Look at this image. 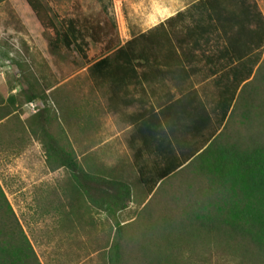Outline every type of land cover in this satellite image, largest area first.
I'll use <instances>...</instances> for the list:
<instances>
[{"label": "trees", "instance_id": "1", "mask_svg": "<svg viewBox=\"0 0 264 264\" xmlns=\"http://www.w3.org/2000/svg\"><path fill=\"white\" fill-rule=\"evenodd\" d=\"M26 1L41 24L54 31L55 46L87 56V43L80 41L81 31L72 21L66 30L58 29L43 0ZM109 49L89 72L96 85H108L111 112L120 111V100L143 103L140 97L125 100L136 93L131 86L147 92L148 85L152 94L166 84L174 88L132 117L129 145L149 197L144 209L148 205L150 223L136 239L128 235L131 223L115 217L109 264H207L200 259L212 256L229 258V264H264V13L257 0H197ZM42 136L53 168H78L76 156L52 134L44 129ZM184 171V187L188 181L204 187L208 183L201 178L208 180L230 202L232 219L217 212L200 223L183 221L169 207L157 218L151 215L153 204L169 200L164 183ZM123 193L130 196L131 189L125 185ZM2 229L0 223V235ZM10 235L0 239V264H42L24 233ZM215 236L223 245L216 255L210 247L208 256L197 251L198 244ZM186 243L190 252L181 261L179 249Z\"/></svg>", "mask_w": 264, "mask_h": 264}, {"label": "rangeland", "instance_id": "2", "mask_svg": "<svg viewBox=\"0 0 264 264\" xmlns=\"http://www.w3.org/2000/svg\"><path fill=\"white\" fill-rule=\"evenodd\" d=\"M181 1L189 7L197 0ZM43 2L58 29L66 30L71 21L80 29L87 56L55 46L54 31L41 24L26 0H0V239L14 230L24 233L42 264H109L115 217L121 224L131 223L128 235L140 238L150 223L148 205L144 209L149 197L137 178L129 145L132 127L122 112L108 109L109 87L96 85L89 67L111 53L110 46L124 44L158 19L151 0ZM257 2L264 13V0ZM44 129L76 156L77 169L53 168V161L48 162ZM185 174L164 183L162 192L169 200L153 204L151 215L157 218L169 207L183 221L200 223L216 218L217 212L232 219L230 202L208 180L201 178L208 183L204 187L193 188L189 181L184 187ZM121 181L131 189L130 196L123 193L125 185L116 184ZM219 243L212 237L197 251L208 256L210 247L216 255L223 246ZM180 248L184 256L179 260L184 261L191 247ZM228 259L212 256L199 262L229 264Z\"/></svg>", "mask_w": 264, "mask_h": 264}, {"label": "crops", "instance_id": "3", "mask_svg": "<svg viewBox=\"0 0 264 264\" xmlns=\"http://www.w3.org/2000/svg\"><path fill=\"white\" fill-rule=\"evenodd\" d=\"M151 1H152V6H153L152 10L155 12V15L153 16V18L158 19V21L152 27L158 25L159 23L165 21L169 17L175 15L177 12L182 11L187 8L186 6H183V4L181 3L182 2L181 0H151ZM146 87H147V92H143V90H141L140 88L135 89L131 86L130 90H133L132 92H137V91L139 92L137 93V95L136 93H132V96L129 95V97H126L128 99L125 98L127 102L128 100L132 102L135 98L140 97L143 100V103H140V104L135 103V104L128 105V104H124L123 100L117 101L118 107L120 109L119 112L123 113L122 118L124 122L127 123L130 127H132V117L135 116L136 113L140 112L141 110L149 109L150 106L152 105V101L155 98L158 99L166 95H170L174 91V88L172 87L170 88L164 87L163 89H159L157 93L152 94V92L149 89V86L146 85Z\"/></svg>", "mask_w": 264, "mask_h": 264}]
</instances>
